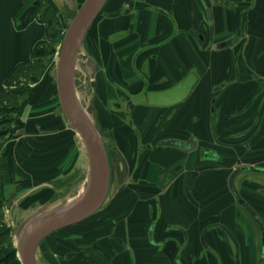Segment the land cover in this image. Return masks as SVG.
<instances>
[{"label": "crops", "instance_id": "1", "mask_svg": "<svg viewBox=\"0 0 264 264\" xmlns=\"http://www.w3.org/2000/svg\"><path fill=\"white\" fill-rule=\"evenodd\" d=\"M49 23L32 0H0V89ZM82 45L119 187L87 228L46 238L41 264H264V0H107ZM190 76L183 100L147 103ZM59 101L31 104L20 135L0 137L9 208L50 207L88 169ZM191 138L189 150L164 143Z\"/></svg>", "mask_w": 264, "mask_h": 264}, {"label": "water", "instance_id": "2", "mask_svg": "<svg viewBox=\"0 0 264 264\" xmlns=\"http://www.w3.org/2000/svg\"><path fill=\"white\" fill-rule=\"evenodd\" d=\"M107 0H85L75 13L68 25L64 15L60 14L65 35L60 45L57 66V90L62 112L69 121L72 129L76 130L82 138L83 145L89 159V176L85 190L79 198L68 207L35 216L25 225L17 242V256L21 264H37V251L40 244L50 235L80 224L96 214L106 201L111 186V166L104 137L108 132H102L98 113L95 107L84 109L77 98L76 69L82 44L89 29L102 12ZM231 42L218 45L226 48ZM87 65L91 68L92 77L96 72V65L88 59ZM195 77L190 76L182 84L161 94H150L147 103L151 105H172L189 95L194 86ZM92 116V118L90 117ZM166 145L180 146L184 149H194L197 142L191 138L187 142L169 140ZM10 203L7 205L9 208Z\"/></svg>", "mask_w": 264, "mask_h": 264}, {"label": "rangeland", "instance_id": "3", "mask_svg": "<svg viewBox=\"0 0 264 264\" xmlns=\"http://www.w3.org/2000/svg\"><path fill=\"white\" fill-rule=\"evenodd\" d=\"M35 0H32V5ZM46 4H50L55 11L56 14H63L65 16V21L69 25L73 19L72 15L78 11L81 4L77 6V8H73L72 0H44ZM34 6V5H33ZM37 11L40 13V17L42 19H50L51 14L45 13V9L43 6L37 7L35 9L34 15H36ZM52 19V18H51ZM57 20V19H55ZM54 27H50L52 29H57V24L54 23ZM51 26V25H50ZM65 33V31H64ZM61 37L56 38L55 40H49L45 46L46 48H50L54 51V54L50 55L49 57L42 59V63L40 68L32 69L33 71L26 70L22 74H13L9 80L8 87L4 90V98H2L0 102V132L8 131L9 133L6 135L8 138L7 140L14 139L20 135V132L23 128V123L26 119V116L30 113V106L31 104L35 103L36 105H41V109L33 111L30 114H36L38 111L40 113H45L46 111L50 110L51 106L56 103L59 99L58 90H57V66H58V58L59 52L62 44ZM87 51L86 49L81 48L80 56L77 64L76 69V91L78 95V99L84 109H87L89 106H94L95 104L97 107L106 108V106H101L102 104L99 103V97H97V93L95 92V88L93 86L92 80L90 79L91 71H89L88 67L86 66V58ZM30 78H37L36 83H30ZM90 79V80H89ZM53 86V88H52ZM37 89V92L36 90ZM21 90H25L26 93L24 95H19L18 92ZM33 91V92H32ZM32 92V93H31ZM17 96V97H16ZM33 97V98H32ZM45 99H49L48 103H46ZM55 99V101H54ZM60 102V101H59ZM95 107V106H94ZM111 108V107H110ZM45 111V112H44ZM110 113V112H109ZM107 114V113H106ZM92 118V116H90ZM99 118V117H98ZM100 119L99 122L100 123ZM103 122V121H102ZM102 132H108L102 126ZM79 134V133H78ZM80 135V134H79ZM81 138V135H80ZM4 139L0 140L4 144L6 141ZM105 146L110 151L112 155V148L113 143L111 138L104 137ZM81 148L82 151L85 153V146L83 145V141L81 138ZM84 156V155H83ZM82 156V157H83ZM86 156V155H85ZM113 160L111 161V170L113 172V181L111 182V193L116 192V188L119 187V184L113 183L115 181L116 175L118 176L119 172L117 171V159L115 158L116 155H112ZM87 160V158L85 157ZM89 162V160H88ZM89 176V166L88 169H81L79 171L78 176L72 181L66 180L64 183L61 184V188L58 194V201L56 204H53L50 207L40 208L39 206L25 207L24 204H20L17 206L16 204H12L10 208L4 206L0 212V225L5 228V230H9L7 234L0 237V250L5 252L11 250L12 247L17 245L19 237L21 235V231H23L25 225L34 218L35 216L45 215L53 211L61 210L73 202H75L80 195L83 194L85 187L88 182ZM115 177V178H114ZM96 220L98 218L104 219L102 216L103 213L95 215ZM100 218V219H101ZM90 220L81 223L82 226H88L91 224ZM87 228V227H86ZM73 228L66 229L65 231H60L53 235L52 238H61L60 236L65 232H71L69 235L72 234ZM66 234V233H65ZM62 242V241H61ZM42 251L41 249L38 252V261L37 264H41L42 260Z\"/></svg>", "mask_w": 264, "mask_h": 264}, {"label": "trees", "instance_id": "4", "mask_svg": "<svg viewBox=\"0 0 264 264\" xmlns=\"http://www.w3.org/2000/svg\"><path fill=\"white\" fill-rule=\"evenodd\" d=\"M33 5H34L33 6L34 12H35V9L37 7L43 6L45 9V13L51 14L52 19L51 18L47 19L50 22L49 23L51 25L50 27H54L53 26V25H55L54 23L57 24V27H58L57 29L50 28V32H48L49 33L48 41L49 40H55L58 37H61V39L63 40L64 35H65V33H64L65 29L63 28L61 18H60V14L59 13L56 14L55 9L52 6H50V4H46L44 2V0H35ZM37 13H39V12L37 11ZM75 13L72 15V18H74ZM64 18H65V16H64ZM55 19H57V20H55ZM26 21H29V19ZM47 42H44V44H46ZM44 44H40V45L38 44V45L34 46L35 48H34V52H33V62L18 65L10 71V73L8 75V80H7L8 84H9V80L11 78V75L22 74L28 69L30 70V72H32L33 71L32 69L40 68V65L42 63V59H45V58L49 57L50 55L54 54L55 50H52L49 47L46 48L45 46H43ZM29 81H30V83H36L37 78H35V79L30 78ZM4 90L5 89H0V102H1L2 98H4ZM18 93H19L18 96L21 94L24 95L26 93V91L21 90ZM8 133H9L8 131H2V132H0V137L5 138ZM107 151H108V149H107ZM108 152L111 155V149ZM70 181H71V179H70ZM111 182H112V180H111ZM1 195H2V191L0 192V212L4 206H7L6 199L4 197H2ZM8 231L5 230V228L0 225V237L2 235L4 236L5 234H7ZM0 264H21L20 260L18 259L17 250L15 247H12L11 250L5 251V252L0 250Z\"/></svg>", "mask_w": 264, "mask_h": 264}, {"label": "flooded vegetation", "instance_id": "5", "mask_svg": "<svg viewBox=\"0 0 264 264\" xmlns=\"http://www.w3.org/2000/svg\"><path fill=\"white\" fill-rule=\"evenodd\" d=\"M108 156H109V160H110V166H112L111 165V161L113 160V157H112V155H110V153L108 152ZM118 160V159H117ZM117 162V161H116ZM117 164H118V162H117ZM117 168H118V165H117ZM117 171L119 172V170L117 169ZM120 173V172H119ZM113 172H112V170H111V180L113 181ZM119 176H120V174H119ZM115 178V177H114Z\"/></svg>", "mask_w": 264, "mask_h": 264}]
</instances>
